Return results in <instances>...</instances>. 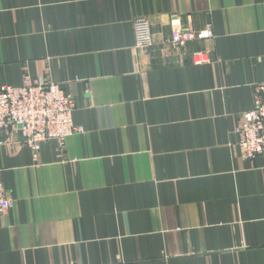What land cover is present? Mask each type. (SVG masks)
I'll list each match as a JSON object with an SVG mask.
<instances>
[{"label":"crops","instance_id":"0c3cea01","mask_svg":"<svg viewBox=\"0 0 264 264\" xmlns=\"http://www.w3.org/2000/svg\"><path fill=\"white\" fill-rule=\"evenodd\" d=\"M25 75L72 95L83 132L0 147V264H264V154L234 132L264 83V0H0V86Z\"/></svg>","mask_w":264,"mask_h":264},{"label":"built area","instance_id":"2783aa9c","mask_svg":"<svg viewBox=\"0 0 264 264\" xmlns=\"http://www.w3.org/2000/svg\"><path fill=\"white\" fill-rule=\"evenodd\" d=\"M132 29L135 49L147 50L154 46L147 19L134 20ZM212 37L209 26L202 31L177 28L169 43L185 47L188 42ZM195 63L202 62L196 60ZM22 80L20 87L0 86V147H25L35 159L43 143L53 140L63 146L68 136L83 132L73 124L75 101L72 95L46 77L31 79L25 75ZM254 90V107L241 115L234 130L240 138V153L247 160L264 154V83L255 85ZM12 205L0 182V214Z\"/></svg>","mask_w":264,"mask_h":264}]
</instances>
